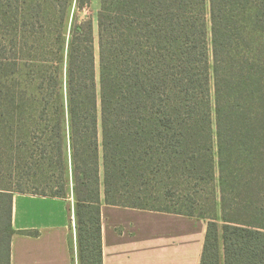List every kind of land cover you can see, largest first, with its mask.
I'll use <instances>...</instances> for the list:
<instances>
[{"label":"trees","instance_id":"trees-1","mask_svg":"<svg viewBox=\"0 0 264 264\" xmlns=\"http://www.w3.org/2000/svg\"><path fill=\"white\" fill-rule=\"evenodd\" d=\"M89 1L0 0V159L18 174L0 264L15 193L72 198L80 264H102V202L205 220L199 264H264V0H100L95 26Z\"/></svg>","mask_w":264,"mask_h":264},{"label":"crops","instance_id":"crops-1","mask_svg":"<svg viewBox=\"0 0 264 264\" xmlns=\"http://www.w3.org/2000/svg\"><path fill=\"white\" fill-rule=\"evenodd\" d=\"M12 227L10 264H76L66 200L15 193ZM205 230L201 218L102 204V264H199Z\"/></svg>","mask_w":264,"mask_h":264},{"label":"rangeland","instance_id":"rangeland-1","mask_svg":"<svg viewBox=\"0 0 264 264\" xmlns=\"http://www.w3.org/2000/svg\"><path fill=\"white\" fill-rule=\"evenodd\" d=\"M99 6H100V0H90L89 4H87L83 9L77 11V15L79 16V18H91L95 26L96 15L99 10ZM36 8L37 7H35V9ZM5 161H6L5 159H0V186H7L8 185L7 183L10 180H15V178L18 177L17 173H15L12 169L7 168ZM21 177L23 180L28 181L29 178L34 180V177H36V175L32 171H29V172H24ZM39 177L40 176H38V178ZM38 185H41V183L38 184V181H37V187L38 188L41 187ZM38 191H41V188H39ZM102 204L104 203L102 202ZM67 205L70 210L69 211L70 213L69 226H70V235H71V249H72L75 259H77V261L74 259L75 263L80 264V261L78 260V252L76 248V226H75V216H74V203L71 197L67 200ZM216 209H217V216H216L217 221L218 223H221V220L219 217V205L218 204H217Z\"/></svg>","mask_w":264,"mask_h":264}]
</instances>
